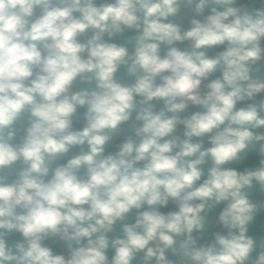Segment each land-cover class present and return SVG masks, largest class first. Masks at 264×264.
<instances>
[{
  "label": "clouds",
  "instance_id": "obj_1",
  "mask_svg": "<svg viewBox=\"0 0 264 264\" xmlns=\"http://www.w3.org/2000/svg\"><path fill=\"white\" fill-rule=\"evenodd\" d=\"M0 264H264V0H0Z\"/></svg>",
  "mask_w": 264,
  "mask_h": 264
}]
</instances>
